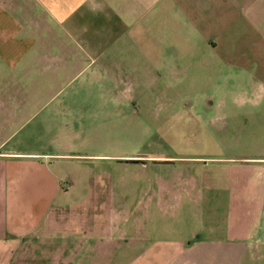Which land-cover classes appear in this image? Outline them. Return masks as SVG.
Here are the masks:
<instances>
[{"label":"crops","instance_id":"0c3cea01","mask_svg":"<svg viewBox=\"0 0 264 264\" xmlns=\"http://www.w3.org/2000/svg\"><path fill=\"white\" fill-rule=\"evenodd\" d=\"M232 3L0 0V264H264L260 161L241 162L244 171L229 183L227 212L186 214L198 227L167 225L165 212L157 225L149 210L144 222L130 211L105 210L100 223L75 213L66 198L70 187L57 172L62 153L12 142L28 136L21 130L39 116L31 134L37 141L54 138L55 122H65L79 104L60 96L62 89L95 65V76L110 66L115 73L117 62L108 63L109 56H126L130 72L152 80L161 72L159 59L182 56L195 36L209 46L205 24ZM177 64L172 61L171 82L178 81ZM168 197L160 194L159 204Z\"/></svg>","mask_w":264,"mask_h":264},{"label":"rangeland","instance_id":"374dc122","mask_svg":"<svg viewBox=\"0 0 264 264\" xmlns=\"http://www.w3.org/2000/svg\"><path fill=\"white\" fill-rule=\"evenodd\" d=\"M232 1L205 24L209 46L195 36L182 56L159 59L158 78L140 79L126 56H109L115 73L95 76V65L62 89L79 104L55 122L54 138L31 134L39 116L12 139L63 154L57 172L75 213L101 223L105 210L130 211L144 222L149 210L157 225L165 212L167 225L198 227L186 214L227 212L241 162L264 166V0ZM160 194L171 197L160 205Z\"/></svg>","mask_w":264,"mask_h":264}]
</instances>
